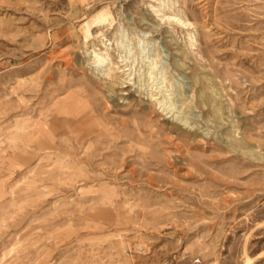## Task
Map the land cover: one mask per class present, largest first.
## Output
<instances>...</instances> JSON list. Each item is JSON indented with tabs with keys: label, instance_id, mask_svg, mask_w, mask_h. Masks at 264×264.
Here are the masks:
<instances>
[{
	"label": "rangeland",
	"instance_id": "1",
	"mask_svg": "<svg viewBox=\"0 0 264 264\" xmlns=\"http://www.w3.org/2000/svg\"><path fill=\"white\" fill-rule=\"evenodd\" d=\"M245 254L264 264V0H0V264Z\"/></svg>",
	"mask_w": 264,
	"mask_h": 264
},
{
	"label": "bare ground",
	"instance_id": "2",
	"mask_svg": "<svg viewBox=\"0 0 264 264\" xmlns=\"http://www.w3.org/2000/svg\"><path fill=\"white\" fill-rule=\"evenodd\" d=\"M95 57L96 58H98L99 57V61H102L103 59H104V57H103V59H102V57H100V54L98 53V52H96V55H95ZM24 84H25V82H24ZM18 85H20V84H18ZM75 110V109H74ZM74 116V115H73ZM71 121V120H70ZM47 122V121H46ZM75 123V122H74ZM73 123V124H74ZM25 127V126H24ZM80 129V128H79ZM50 147V146H49ZM66 149V148H65ZM70 149V148H69ZM48 152V151H47ZM51 152V151H50ZM48 154H49V152H48ZM81 154V153H80ZM52 156H53V154H51ZM79 155V154H78ZM73 156H75V155H73ZM49 157V156H48ZM51 157V156H50ZM85 158V157H84ZM70 159V158H69ZM83 159V158H82ZM47 163V162H46ZM78 163V162H77ZM92 165V164H91ZM47 166V165H46ZM94 166V165H93ZM81 174V173H80ZM82 176V175H81ZM83 180V179H82ZM78 181V180H77ZM87 182V181H86ZM86 182H85V184H86ZM88 184V183H87ZM101 185V184H100ZM87 186V185H86ZM103 188V187H102ZM101 188V189H102ZM105 188V187H104ZM247 245V244H246ZM248 250V249H247ZM245 262L247 263V264H257V263H255V258L254 257H251L250 255H248V254H245Z\"/></svg>",
	"mask_w": 264,
	"mask_h": 264
}]
</instances>
